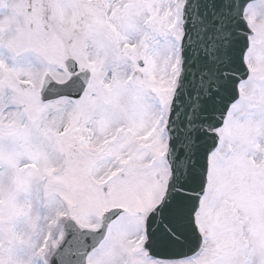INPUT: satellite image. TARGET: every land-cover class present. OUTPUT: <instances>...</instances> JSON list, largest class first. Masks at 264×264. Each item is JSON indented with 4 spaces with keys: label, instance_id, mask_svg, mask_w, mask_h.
<instances>
[{
    "label": "snow or ice",
    "instance_id": "1",
    "mask_svg": "<svg viewBox=\"0 0 264 264\" xmlns=\"http://www.w3.org/2000/svg\"><path fill=\"white\" fill-rule=\"evenodd\" d=\"M0 264H264V0H0Z\"/></svg>",
    "mask_w": 264,
    "mask_h": 264
}]
</instances>
